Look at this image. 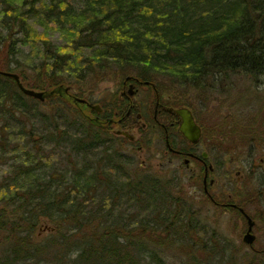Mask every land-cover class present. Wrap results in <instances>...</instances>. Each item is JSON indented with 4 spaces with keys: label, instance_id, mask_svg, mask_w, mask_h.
Listing matches in <instances>:
<instances>
[{
    "label": "trees",
    "instance_id": "obj_1",
    "mask_svg": "<svg viewBox=\"0 0 264 264\" xmlns=\"http://www.w3.org/2000/svg\"><path fill=\"white\" fill-rule=\"evenodd\" d=\"M4 2L0 71L18 75L26 88L46 93L44 102L60 107L53 108L50 131L37 139L31 118L41 115L42 102L26 97L12 78L0 74V147L10 148L8 129L13 127L18 138L39 151H25L0 184V264H166L171 252L186 264L213 259L233 264L220 253L215 256V243L194 239L196 214L171 196L176 186L136 171L130 176L129 168L142 170L131 148L129 154L123 151L134 142L116 137L108 127L115 113L126 112L128 101L119 98L111 114L103 107L98 114L73 101L82 94L69 97L63 88L114 70L121 81L130 77L149 89L152 102L158 98L166 107L193 113L188 92L229 93L236 80L259 87L264 81V0H31L26 10L25 1L20 9L12 0ZM29 19L68 28L69 43L41 39ZM21 46L30 47L31 79L19 62ZM170 91L178 97L163 102L162 94ZM254 93L243 89V97L255 98ZM142 115L151 121L150 110ZM245 116L218 111L210 132L200 126V140L206 137L213 149L227 154L257 147L255 139L264 144V120L255 117L257 125L252 113ZM141 133L137 145L147 148L151 139ZM46 140L70 145L76 158H68L67 169L50 171L37 145ZM11 148L16 151V144ZM44 222L52 229L41 238L37 231ZM251 254L243 264H264V256Z\"/></svg>",
    "mask_w": 264,
    "mask_h": 264
},
{
    "label": "rangeland",
    "instance_id": "obj_2",
    "mask_svg": "<svg viewBox=\"0 0 264 264\" xmlns=\"http://www.w3.org/2000/svg\"><path fill=\"white\" fill-rule=\"evenodd\" d=\"M4 1L5 0H0V12L3 11L2 9L5 7ZM23 1H25L24 6H22ZM43 1L46 3V0ZM12 2L19 9L22 6L24 10L31 5V0H12ZM28 23L33 26V29L41 39H48L55 45L62 46L67 45L70 41V34L66 30L68 28L60 29L54 25L52 26L50 23H47L48 26H41L39 22L33 19H29ZM15 37L19 38L20 36L16 35ZM29 50V46H21L22 53L19 56V62L26 68L28 78L31 79V56L28 54L30 53ZM123 82L128 83L127 80L121 81L120 77H116L114 70H109L101 79L89 77L82 83L76 82L77 86L67 82L69 85H67L68 87L66 88L72 91L69 97H73V94H82L85 101L89 100L92 105H97L98 108L103 107V109L111 114L119 98L125 99L124 96L121 95ZM235 82L237 85L236 88L229 93L218 94V92H216L205 96L204 93L192 95V93L188 92L187 99L192 103L191 106L194 118L197 124L202 127L203 131L210 132L214 123L213 117L218 111L222 115L228 114L234 116L236 113L245 114V118H248V115L252 113L254 116L253 121L255 120L256 122L255 117L258 122L264 120V81L256 88H254V84L244 80H236ZM244 88L254 89L255 98L250 99L251 96L243 97ZM137 90V93H134L130 97L128 88H125L124 92L125 95L129 97L130 102L136 106L139 113L146 114L148 110H150L152 116L154 101L152 102L151 91L139 86H137ZM177 95L178 93L170 91L169 93H163L161 97L163 102H166L171 99H176L175 97H178ZM150 102L152 103L151 105H149ZM56 107H60V105L48 102H42V104L38 105L41 115L36 113L35 116L31 118V128L37 139L50 131V126L52 125L51 118L56 116V109L53 108ZM67 117L70 120L69 115ZM258 122H256L257 125L259 124ZM113 130H116V127L112 128V132H114ZM16 131L17 130L13 127L8 129L10 133V135H8L10 139V148L9 146L4 147V145L0 147V184L2 180L10 177L11 169L14 167V164L24 160L23 153L25 151L31 150V154L39 152L33 148V144L30 141L24 138H18ZM69 132L73 135L74 130ZM133 133L137 139L131 146L125 145V150L123 151L126 153L128 148H131L130 154L132 153L134 155L136 166H139V169L141 168L143 172H140L142 170H136L135 167H131L128 169V172L131 174L130 176H132L133 171H136V173L139 172V176H141L142 173L152 175L160 181H166L172 186H176L175 190H169L171 196L173 198L175 197V199L178 198L180 202L185 203L187 206H191V211L196 214L195 220L197 223L195 224V233H193L194 239L197 241H204L209 245L210 243H215L217 248H219V251H214L216 253L215 256L220 253L223 255V258H231L233 264H243V260H245L247 256H252L250 246L244 244L242 241L246 231L245 221L240 220V218L232 212L221 211L206 202L201 187V180H197L192 173V169H196V164L193 162L190 164V170H185L180 168V160H175L168 155L164 157L161 151L163 144L160 143L158 139H153V136L158 133H148L151 143L147 148L145 147L143 149L137 145L143 141V135L139 137L138 132ZM243 137L248 139L249 134L248 136L244 134ZM255 142H257V144H255L257 147H245L241 150L240 154H237V152L227 154L225 149H222L221 153L217 152V149H213L211 147V141L207 140L205 137L204 140H199L197 153L199 154L202 151H207L210 154L208 161L215 169L211 176L215 180L211 188L212 194L218 195L221 199H227V196H231V201L240 203L251 218L254 220L257 218L255 220L256 226L253 228V233L256 236L253 247L260 248L264 246V144L259 142L258 139H255ZM13 144L17 146L16 151L11 148ZM122 144L125 143L122 142ZM37 145L41 148L40 151L43 157H48L44 162L51 172H61L67 169L68 158H76L72 153L70 145L66 143H61L57 146L54 142H48L46 140ZM181 146L185 147L183 142L179 143V147ZM7 148H9V152ZM139 150H141V152ZM248 152H250L251 155H249ZM127 153L129 154V152ZM78 162H81L79 158ZM258 191H261L262 194L256 197ZM237 193L242 196L240 198L237 197ZM242 200H244V202H242ZM51 229L52 226L49 223L44 222L40 224L37 231L38 236L41 238L49 236ZM185 261L186 260L180 257L177 252H171L167 255L166 264H186L187 262ZM218 262L222 261L213 259L211 264L229 263Z\"/></svg>",
    "mask_w": 264,
    "mask_h": 264
},
{
    "label": "flooded vegetation",
    "instance_id": "obj_3",
    "mask_svg": "<svg viewBox=\"0 0 264 264\" xmlns=\"http://www.w3.org/2000/svg\"><path fill=\"white\" fill-rule=\"evenodd\" d=\"M133 78H130V80H127L128 83L123 82L122 84V92L121 95L124 96L125 100L128 101V109L124 114H120L119 117H117L115 113V117L117 118H111V122H109L110 128L116 127V130L114 131V134L116 137H120L121 139L127 141V142H134L137 138L133 132H138L139 137H141V132H148V133H158L157 135L153 136V139H158L160 143L163 144V148L161 149L162 155L165 156H171L175 160H180L181 165L180 168L185 170H190V164L193 162L196 164V169H192L193 176L201 180V187L202 191L204 193V197L206 198V202L209 203L211 206L220 209L224 212H232L236 214L240 220H244L246 223V229H247V221L245 214L248 215L244 208L242 206L237 205L236 203L230 202L231 196H227V199H221L216 194H212L211 188L213 187L215 180L211 177L214 173L213 165L208 161L210 154L207 151H202L199 154L197 153L198 150V144H191L185 138H182V135L178 131V121L177 118L172 116L171 114L164 111L162 108L166 107L164 103H161L159 99L154 102L153 111H152V117L151 121H147L144 116L137 112L133 113L131 111V108L136 106L132 104L129 100V97L125 95L124 89L128 88L130 85H133L134 93H137V85L135 84V81H133ZM126 81V80H125ZM69 91V90H68ZM70 93L72 91L67 92V96H70ZM89 103V102H88ZM91 104V103H89ZM84 105V104H81ZM85 107H88L84 105ZM90 108V107H88ZM92 111H95L98 114H101L103 110L101 108L99 111L90 108ZM137 109V108H136ZM164 112L168 115H171L174 117V120L172 121L169 118H165L164 116L161 117V113ZM174 124L176 125L174 127ZM174 127V129H173ZM117 132H123L125 135H116ZM202 132V130H201ZM160 133V134H159ZM202 135V133H201ZM183 142L184 146L179 147V143ZM141 152V150H139ZM203 154L206 156L203 157ZM212 154V153H211ZM240 208L243 210V212L240 211ZM249 216V215H248ZM250 217V216H249ZM251 218V217H250ZM257 218H255L256 220ZM252 218L253 221V227H252V234L254 235V242L256 241V236L253 233V228L256 226V222ZM246 232V231H245ZM253 242V243H254ZM250 249L252 252H254L257 256H264V246L260 248H255L250 246Z\"/></svg>",
    "mask_w": 264,
    "mask_h": 264
},
{
    "label": "water",
    "instance_id": "obj_4",
    "mask_svg": "<svg viewBox=\"0 0 264 264\" xmlns=\"http://www.w3.org/2000/svg\"><path fill=\"white\" fill-rule=\"evenodd\" d=\"M0 74L6 77H10L12 78L16 83L18 89L25 94V96L36 99L38 101H44V99L46 98V93L42 92V91H34L33 89H28L26 88L22 83H20V79L18 77V75L14 74V73H7V72H2L0 71ZM130 78H126V80H129ZM148 84V83H146ZM133 85L129 86L128 89V94L129 97L132 96L134 94V90H133ZM69 88H63V92L66 93V91L68 92ZM54 91H50V93H48L49 95L54 94ZM75 103L78 104H84L92 109H95L97 111H99L100 108H98L97 105H92L89 104L87 101L83 100V99H79V98H74L73 99ZM164 111H166L167 113L171 114L172 116L177 118L178 121V131L179 133L182 135V138H185V140H187L189 143L191 144H197L200 140V136H201V127L197 124L192 111L187 108V107H180V108H176L174 109L173 107H163L162 108ZM116 135H125V133L123 132H117ZM206 155L203 154V157H205ZM240 211L243 212V210L240 208ZM246 217V221H247V229L245 234L243 235L242 241L244 244L252 246L253 242H254V235L251 233L252 232V227H253V221L252 218H250L248 215L245 214Z\"/></svg>",
    "mask_w": 264,
    "mask_h": 264
},
{
    "label": "bare ground",
    "instance_id": "obj_5",
    "mask_svg": "<svg viewBox=\"0 0 264 264\" xmlns=\"http://www.w3.org/2000/svg\"><path fill=\"white\" fill-rule=\"evenodd\" d=\"M3 72V71H2ZM7 73H9V72H7ZM27 97V96H26ZM30 98V97H29ZM45 100V99H44ZM39 102H44V101H39Z\"/></svg>",
    "mask_w": 264,
    "mask_h": 264
}]
</instances>
